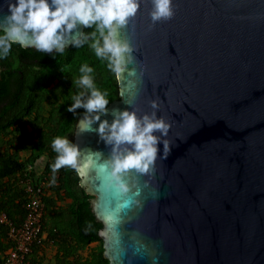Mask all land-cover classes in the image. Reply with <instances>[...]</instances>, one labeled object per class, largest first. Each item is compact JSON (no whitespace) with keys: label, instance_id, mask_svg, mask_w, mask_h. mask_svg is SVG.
Returning <instances> with one entry per match:
<instances>
[{"label":"water","instance_id":"1","mask_svg":"<svg viewBox=\"0 0 264 264\" xmlns=\"http://www.w3.org/2000/svg\"><path fill=\"white\" fill-rule=\"evenodd\" d=\"M152 7L139 0L120 30L133 59L117 78L119 98L90 130H79L81 114L74 133L104 257L264 264V0H173L174 15L155 22ZM6 13L0 0V17ZM125 109L169 124L155 133L150 170L127 177L129 190L139 189L131 206L107 186L101 165L113 146L96 131Z\"/></svg>","mask_w":264,"mask_h":264},{"label":"trees","instance_id":"2","mask_svg":"<svg viewBox=\"0 0 264 264\" xmlns=\"http://www.w3.org/2000/svg\"><path fill=\"white\" fill-rule=\"evenodd\" d=\"M94 30V26L85 27L84 33ZM92 39L89 37L80 47L71 45L63 52L51 53L14 43L10 53L0 58L4 67L0 79V213L14 223H21L25 216L26 191L20 185L25 177L20 179L17 175L24 173L27 163L47 158L41 181H32L34 185L48 183L47 187L43 184L46 209L42 226L46 238L34 246L35 261L45 259L44 248L53 245L54 264H109L99 237L102 223L92 211V196L80 185L77 171L63 166L53 173L51 168L57 156L52 149L53 138L67 136L74 141L78 119L86 111L67 110L73 96L87 92L73 83L81 75V65L86 63L93 68L95 86L107 90L109 103L119 98L117 77L107 67V61L95 55L90 47ZM23 123L25 129H21ZM20 150L30 151L26 161L21 160ZM53 175L55 183L51 182ZM8 228V223L0 222V264L10 246ZM93 242L99 245L82 256L81 251Z\"/></svg>","mask_w":264,"mask_h":264},{"label":"clouds","instance_id":"3","mask_svg":"<svg viewBox=\"0 0 264 264\" xmlns=\"http://www.w3.org/2000/svg\"><path fill=\"white\" fill-rule=\"evenodd\" d=\"M150 13L153 22L170 19L174 15L173 0H152ZM139 8V0H7V13L0 17V58L6 57L14 43L22 47H34L51 53L63 52L68 44L80 47L92 37L90 47L95 55L107 61V67L120 78L132 61L130 41L122 38L120 30L127 25ZM79 25L93 27L85 34L74 30ZM81 75L73 81L86 89L72 97L67 107L70 112L85 109L83 119L78 122L79 130H90L102 114L108 111L107 90L95 86L93 68L81 65ZM113 120L99 123L96 131L113 146L109 159L101 165L106 174L107 186L127 197L124 206H131L139 189L129 190L128 175L150 170L157 153L160 138L155 134H166L169 124L164 118H155V113L139 117L135 111H115ZM167 148V141L164 142ZM52 149L57 153L51 165L53 173L63 166L74 168L85 175V166L79 160L80 148L67 136L53 138ZM52 183H55L53 175ZM83 183V181H81Z\"/></svg>","mask_w":264,"mask_h":264},{"label":"built area","instance_id":"4","mask_svg":"<svg viewBox=\"0 0 264 264\" xmlns=\"http://www.w3.org/2000/svg\"><path fill=\"white\" fill-rule=\"evenodd\" d=\"M24 188L26 191L25 216L22 222L14 223L5 213H0V222L8 223L10 241V246L4 252L1 264H50L46 259L35 261L33 257L34 246L46 238L42 226L46 209L43 199V183L34 185L32 181H27Z\"/></svg>","mask_w":264,"mask_h":264},{"label":"rangeland","instance_id":"5","mask_svg":"<svg viewBox=\"0 0 264 264\" xmlns=\"http://www.w3.org/2000/svg\"><path fill=\"white\" fill-rule=\"evenodd\" d=\"M26 128V124L23 123L21 125V129H25ZM3 150V146L0 147V151ZM30 155V151L29 150H20V157L22 161H26V159L28 158V156ZM47 158L44 156L42 158H40L38 161H36L35 163L31 164V163H27L25 170L23 171L24 173L21 174L19 173V175H17L18 178L22 179V175H24V179L20 182L21 186L25 185V182L27 181H33L34 178L38 179L39 181H41V174L44 170V166L46 163ZM34 174L35 177H33L32 175ZM44 186L47 187L48 183H44ZM70 200L67 201V203H69ZM65 202V204H67ZM99 245V242H93L91 243L87 248H85L83 251H81V255L82 256H87L91 250L95 247H97ZM55 252H56V247L53 245H47L44 248V258L46 260H48L51 263H55Z\"/></svg>","mask_w":264,"mask_h":264},{"label":"crops","instance_id":"6","mask_svg":"<svg viewBox=\"0 0 264 264\" xmlns=\"http://www.w3.org/2000/svg\"><path fill=\"white\" fill-rule=\"evenodd\" d=\"M66 203H67V201H66ZM45 236H46V233H45ZM56 253V252H55Z\"/></svg>","mask_w":264,"mask_h":264}]
</instances>
